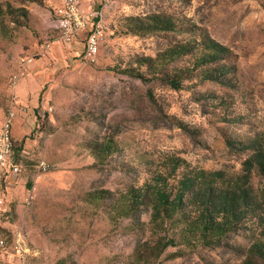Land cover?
I'll use <instances>...</instances> for the list:
<instances>
[{
	"label": "rangeland",
	"instance_id": "obj_1",
	"mask_svg": "<svg viewBox=\"0 0 264 264\" xmlns=\"http://www.w3.org/2000/svg\"><path fill=\"white\" fill-rule=\"evenodd\" d=\"M62 1L0 0V104L15 92L32 110L14 138L23 171L0 183V264L20 263L19 237L35 264H264V174L245 164L264 132V0H85L104 27L94 62L87 33L62 41ZM130 17L171 24L135 34ZM24 58L29 73L13 89ZM201 170L256 201L226 233L200 242L185 237L183 213L156 223L148 201L130 204L157 172L173 188Z\"/></svg>",
	"mask_w": 264,
	"mask_h": 264
},
{
	"label": "trees",
	"instance_id": "obj_2",
	"mask_svg": "<svg viewBox=\"0 0 264 264\" xmlns=\"http://www.w3.org/2000/svg\"><path fill=\"white\" fill-rule=\"evenodd\" d=\"M3 15V10L0 7V17ZM140 18L130 17L128 21L137 26L136 29L130 27V32L135 34L144 33V30L163 28L170 26L169 19H162L161 17H152L154 26L138 27L140 25ZM137 21V22H136ZM1 25V21H0ZM215 52H222L224 48L211 41L209 47ZM188 49L182 46L179 53ZM214 56L205 55L203 62H213ZM159 59V57H158ZM158 59L146 58L148 62H155ZM164 62V61H163ZM131 72L144 78V75L136 69ZM167 78L180 87L179 75H166ZM214 76V75H210ZM217 79H220L217 77ZM249 149L253 151L251 157L246 161V170L250 171L253 163L257 164L258 169L264 174V132H261L256 137L251 139L248 145ZM111 150L112 146L107 144L105 147ZM249 176V175H248ZM224 173L221 171H206L194 172L193 175H187L184 179H180L176 187L169 188L168 181L163 173L157 172L156 177L148 179L146 183L138 190H133L130 204L132 207L139 208L140 204L148 201L152 208V221L165 223L167 220L173 219L177 214L183 213L186 217V231L185 237L197 238L201 241L212 233L214 235H221L226 233L244 217L248 211H254L256 201L252 195L249 194L247 188L234 187L229 183H221ZM221 183L220 185H218ZM245 206L248 211L244 212L242 207ZM190 209V214L187 210ZM189 216V217H188ZM187 218H189L187 220ZM217 235V237H218ZM258 248V247H257ZM260 250L262 247L259 246ZM264 256V253L262 252Z\"/></svg>",
	"mask_w": 264,
	"mask_h": 264
},
{
	"label": "built area",
	"instance_id": "obj_3",
	"mask_svg": "<svg viewBox=\"0 0 264 264\" xmlns=\"http://www.w3.org/2000/svg\"><path fill=\"white\" fill-rule=\"evenodd\" d=\"M113 1L105 0L106 4ZM56 25L61 33V39L66 45H72L82 34L87 33L84 57L88 61L97 60L104 27L102 21L97 20L94 14L87 10L83 0H63L57 13ZM30 62L29 59L24 58L19 71L11 76L13 89H16L20 80L28 75ZM18 106L19 99L15 92H12L6 108L0 104V112L4 114L0 123V183L8 177H18L23 171L22 164L18 163L15 157V139L13 136ZM39 168L46 171L49 166L43 160L40 162ZM17 244L16 255L20 261L19 264H35L30 259L31 250L24 248L20 237ZM0 248L9 253L7 242L3 239L0 240Z\"/></svg>",
	"mask_w": 264,
	"mask_h": 264
},
{
	"label": "crops",
	"instance_id": "obj_4",
	"mask_svg": "<svg viewBox=\"0 0 264 264\" xmlns=\"http://www.w3.org/2000/svg\"><path fill=\"white\" fill-rule=\"evenodd\" d=\"M85 0H83V3H84V5L86 6V4H85V2H84ZM88 6V5H87ZM19 94L21 95V96H23L24 95V91H23V89H22V85H21V87L19 88ZM22 101L24 102V103H22L20 100H19V106L17 107V109H16V111H17V113H18V117H17V119H16V122H15V124H14V127H13V136H14V138H16V140H19V141H21L22 139H23V135H22V133H21V131H20V127H22V125H26L27 123H31V119H32V116H31V112H32V110L31 109H26V107L25 106H28V105H25V103H26V101H24L23 99H22ZM8 105V104H7ZM29 107V106H28ZM3 113L2 112H0V123H1V120H2V118H3ZM6 182H7V178H6V180H5ZM4 181V182H5ZM3 183V182H2ZM7 184V186L10 184H8V182L6 183ZM3 256H5L4 254H3Z\"/></svg>",
	"mask_w": 264,
	"mask_h": 264
}]
</instances>
